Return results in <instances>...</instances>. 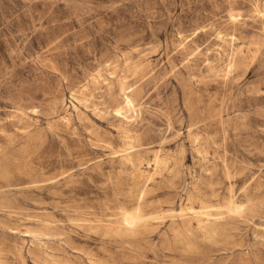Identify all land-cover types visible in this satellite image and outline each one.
<instances>
[{
	"label": "rangeland",
	"instance_id": "obj_1",
	"mask_svg": "<svg viewBox=\"0 0 264 264\" xmlns=\"http://www.w3.org/2000/svg\"><path fill=\"white\" fill-rule=\"evenodd\" d=\"M263 10L0 0V264H264Z\"/></svg>",
	"mask_w": 264,
	"mask_h": 264
},
{
	"label": "bare ground",
	"instance_id": "obj_2",
	"mask_svg": "<svg viewBox=\"0 0 264 264\" xmlns=\"http://www.w3.org/2000/svg\"><path fill=\"white\" fill-rule=\"evenodd\" d=\"M260 10V9H259ZM264 11V10H263ZM261 12V11H260ZM94 80H98V78L94 77L93 78ZM123 84H125V82H123ZM132 145V144H131ZM133 147V145H132ZM130 152V151H128ZM162 157V156H161ZM161 157H159L158 155L155 157L154 159V163H155V169L158 170V169H162V166L164 167V164L166 163L164 159H162ZM140 166V165H139ZM166 166V165H165ZM140 173L142 176H145L147 174V172L145 170H142L141 167L139 169ZM194 209V208H193ZM199 215L201 216H205L206 218H209L211 216L210 212H209V209L207 207L206 204L202 203L201 204V208L198 210V213ZM130 221V220H129ZM128 224H131V222H129ZM134 224V223H132ZM125 226V225H124ZM129 225H127L128 227ZM134 226V225H133ZM136 226V225H135ZM134 226V227H135ZM126 227V226H125ZM130 227V226H129ZM128 229V228H127ZM130 229V228H129ZM133 230V229H132Z\"/></svg>",
	"mask_w": 264,
	"mask_h": 264
}]
</instances>
